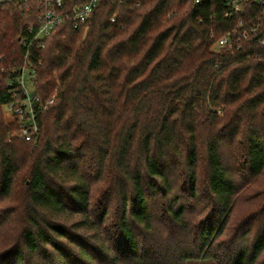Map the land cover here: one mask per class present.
<instances>
[{"label":"trees","instance_id":"1","mask_svg":"<svg viewBox=\"0 0 264 264\" xmlns=\"http://www.w3.org/2000/svg\"><path fill=\"white\" fill-rule=\"evenodd\" d=\"M37 13L36 0L0 4V195L25 168L27 201L25 226L0 250V264L216 261L238 179L264 172V48L237 42L264 10L230 11L225 0H99L83 25L66 21L31 49L32 92L43 104L54 99L28 142L1 107L18 86L20 40ZM222 37L229 42L214 48ZM95 189L105 204L91 202ZM195 201L209 210L197 225ZM157 221L168 225L166 253L146 243L158 239ZM263 252L264 210L251 242L222 257L264 264Z\"/></svg>","mask_w":264,"mask_h":264},{"label":"rangeland","instance_id":"2","mask_svg":"<svg viewBox=\"0 0 264 264\" xmlns=\"http://www.w3.org/2000/svg\"><path fill=\"white\" fill-rule=\"evenodd\" d=\"M2 117L5 122L9 123L13 121L10 113L1 107ZM14 134H17V132ZM26 169H20L17 177L14 179V184L10 194L7 197H2L0 195V250H5L7 244L12 238L15 237V231L18 230L21 226H25L23 212L26 205V193L24 185V174ZM23 180V181H22ZM240 184V193L235 199V205L233 212L231 213L226 229L217 239V246L213 250L216 261H201V262H190L187 264H225L223 255H230L234 245L240 244L242 242H251L253 239L256 226H260L261 214L264 210V172L254 178L240 177L238 179ZM91 202L96 205L105 204V198L100 196L98 190H93L91 193ZM95 208H93L94 210ZM193 221L196 225L201 219H204L208 213V206L203 203H198L197 201L193 202L192 208ZM95 210L93 217L96 216ZM113 218V216H112ZM110 218V222L112 220ZM71 219L62 222V225L65 226L71 232H77L76 235H83V231L76 229L75 226H71ZM157 228L160 231L158 239L155 241H147V246L151 247L155 251H160L161 253H166L169 250L167 240L169 235L164 232L162 227L168 226L167 223H156ZM9 228V230L7 229ZM103 229L111 230V223L108 225L101 226ZM5 233V234H4ZM91 234V232H89ZM183 237V235H180ZM178 242L174 244H180L181 241L177 237ZM260 260H264V252L260 256Z\"/></svg>","mask_w":264,"mask_h":264},{"label":"built area","instance_id":"3","mask_svg":"<svg viewBox=\"0 0 264 264\" xmlns=\"http://www.w3.org/2000/svg\"><path fill=\"white\" fill-rule=\"evenodd\" d=\"M26 0H0V4L14 2L19 4ZM68 0H36L37 17L36 24L29 26L28 37L22 38L20 44L25 48L26 54L20 74L15 77L14 82L18 85L12 90V99L3 105L10 113L13 121L18 123V135L25 141H33L37 138L39 127L37 124V113L46 105L52 103L54 97L51 96L43 104L39 97L33 94V81L35 72L30 62L29 54L31 49H43L45 39L50 36L57 27L66 21L74 26L83 25L91 16L99 0H85L81 4L70 8ZM230 11L240 12L243 4H252L264 10V0H225ZM199 2V0H195ZM257 24L249 31L237 37V42L243 40H255L264 48V15L257 18ZM254 36V37H251ZM255 38V39H254ZM229 42L228 37L220 38L214 45L218 49ZM11 81L7 83L10 84Z\"/></svg>","mask_w":264,"mask_h":264}]
</instances>
